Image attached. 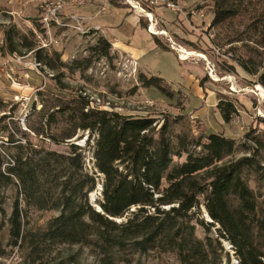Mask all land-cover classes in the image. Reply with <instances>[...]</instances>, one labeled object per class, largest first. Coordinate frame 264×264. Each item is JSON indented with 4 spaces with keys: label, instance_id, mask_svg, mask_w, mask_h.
Segmentation results:
<instances>
[{
    "label": "rangeland",
    "instance_id": "rangeland-1",
    "mask_svg": "<svg viewBox=\"0 0 264 264\" xmlns=\"http://www.w3.org/2000/svg\"><path fill=\"white\" fill-rule=\"evenodd\" d=\"M180 3L187 9L196 5L193 0H180ZM40 4V0H0L2 169L7 170L8 165H13L15 159L12 155H16L17 151L12 145L19 142H31L27 150L38 154L37 158L47 151L68 155L71 152L69 143L55 142L51 136L61 139L64 131L70 127L69 123L58 115L57 120L49 126L47 119L58 107L75 106L82 90L97 94L102 105H107L110 101V107L123 115L156 117L153 134L157 140L164 137L175 145H181V141L186 140L190 143L189 149H193L191 143L194 138L205 131L222 132L236 139L239 153L235 157L253 155V160L259 162L253 167L245 168V177L249 187L260 196V200H264V154H250L249 150L242 148L246 143L247 131L255 127L261 117L257 113L258 107L264 113V100L258 97L257 91L258 75L247 72L241 66V62L247 60V47L256 45L252 40L253 33L246 32L243 41L233 40L246 30V19L234 20L227 27H220L212 26L213 10L210 8L205 10V17L189 14L181 18L164 5L154 9L159 29L155 27L152 30L156 33V30L169 32L176 43L182 45L180 52L186 49L197 51L203 56L206 54L216 64L220 80L214 81L207 73L203 57L190 56L188 60L181 61L165 35H160L159 39L167 48L156 44V39L148 30L149 24L145 29L138 22L141 15L138 10L106 5V0H82L78 4L67 3L65 15L62 14V25H50V19L42 20L45 10ZM71 15L83 18L77 21ZM107 43L110 46L109 54L105 56L102 49ZM112 43H116V46ZM121 43L146 50L139 59L144 67L141 68L136 61L137 71L129 69V60L134 59L119 48ZM248 64L253 69L254 66ZM150 71L173 84L176 89L174 99L166 97L155 88L141 86L139 75L149 74ZM260 71H264V58ZM230 81L233 82L232 85ZM231 86L237 92L232 91ZM221 94L231 97L238 108L229 123L224 121L217 106ZM247 99L252 101V105L245 109L242 102ZM260 100H263L262 105L259 104ZM262 127L264 128L263 122L260 124V128ZM89 135V141H86ZM96 137V131L78 129L70 140L82 145L84 163L90 160V167ZM186 157L184 153L181 157L175 156L174 161L181 163ZM229 159L230 157L225 160ZM90 170L89 167L85 168L89 173L96 172ZM96 176L97 187L100 189L103 175L97 172ZM14 180L17 182L16 178ZM163 185H167L166 180ZM21 193L18 182L17 186L12 184L1 191L0 205L5 209L6 215L0 213V264H31L27 251L13 246L10 239L8 215L17 195L20 196V207L27 227H46L47 222L57 214L55 210H40L27 205ZM97 194L98 191L90 193V201L96 209L99 207L94 200L98 198ZM135 209L136 207H132L124 218L116 220L126 221ZM191 214L199 238L203 239L207 235L217 238L213 249L220 264H238L231 242L219 237L220 225H210L212 218L207 211L204 195L199 197V204ZM67 253L77 254L74 264H101L90 248L80 245L57 246L48 256L47 264H56ZM121 264L161 262L152 255L143 254L136 257L133 263Z\"/></svg>",
    "mask_w": 264,
    "mask_h": 264
},
{
    "label": "trees",
    "instance_id": "trees-1",
    "mask_svg": "<svg viewBox=\"0 0 264 264\" xmlns=\"http://www.w3.org/2000/svg\"><path fill=\"white\" fill-rule=\"evenodd\" d=\"M107 2L131 9L123 0ZM142 5L155 12L149 3ZM212 10V26L227 27L231 21L246 19V30L233 40L243 41L246 32L253 33L256 45L247 47V60L241 66L258 75L257 82L264 87V71H260L264 58V0H215ZM143 27H148V18ZM154 36L156 44L166 47ZM109 47V43L103 47V55L109 54ZM139 82L174 99L175 87L162 76L141 73ZM83 92L75 106L58 107L47 119L49 126L58 115L69 123L61 139L51 136L55 142L69 143L68 155L47 151L37 158L38 154L27 150L31 142H19L12 145L17 151L12 155L13 165L7 170L0 167V195L2 188L17 186L18 182L27 205L57 211L46 227L31 228L23 219L19 195L12 205L8 215L10 239L13 246L27 251L31 264H47L48 256L59 245L90 248L101 264L133 263L143 254L160 259L161 264H220L213 249L217 238H199L192 221V210L201 195L212 218L210 225H220L219 237L231 242L237 263L264 264V200L249 187L245 177V168L259 163L253 155L235 157L239 153L236 139L222 132H202L191 143L193 149L186 140L181 145L164 137L157 140L153 134L156 117L123 115L116 109L88 106L90 99L87 101ZM217 106L227 123L238 112L234 100L225 94H221ZM262 122L264 117H259L258 124L245 135L242 148L250 154H264ZM78 129L97 132L90 167L96 172L85 171L82 145L70 141ZM184 153L186 160L175 163L174 157ZM97 172L103 175L100 189ZM94 191L99 193L94 199L99 204L97 209L90 201ZM132 207L136 209L126 221L116 220L124 218ZM0 213L6 215L1 205ZM75 256L67 253L56 264H74Z\"/></svg>",
    "mask_w": 264,
    "mask_h": 264
},
{
    "label": "built area",
    "instance_id": "built-area-1",
    "mask_svg": "<svg viewBox=\"0 0 264 264\" xmlns=\"http://www.w3.org/2000/svg\"><path fill=\"white\" fill-rule=\"evenodd\" d=\"M42 1V4H40L41 7L44 8L45 12H44V15L42 17V20L43 19H50V25L51 24H57V25H62V20H63V17H62V14L65 15V8L67 7V3H70V2H67L66 0H40ZM132 1H135L137 5L140 6V8H138V6H136L135 4H133L131 2V0H123L124 3L128 4L131 9L133 10H138L139 12H141V16H145V18H148V24H149V32L153 35H165L167 36L168 40H169V43H170V46L173 50H175L177 53H178V56L179 59L181 61H186L190 58V56L187 58V59H183V56L181 55V52L179 50L178 47H181L182 45L176 43V41L172 38V36L170 35V33H156L155 31H152L151 30V25H154L156 28L157 27V17L155 15V12L153 11H150L148 10L147 8H145L143 5H142V2H146V3H149L152 7H154V9L157 7V6H160V5H164L168 10L172 11L174 14L182 17V16H186V15H193V16H201V17H205V10L210 8L212 9L213 8V5H214V2L215 0H193L194 2H196V5H194V7H190L189 9L185 8L183 5H181L180 3V0H132ZM106 5H108V2L106 0ZM105 5V6H106ZM105 8V7H104ZM146 11L152 13L153 16H150L146 13ZM71 18L73 19H76L77 21H79V19H82L83 17H76L75 15H71ZM41 20V21H42ZM159 29V28H158ZM193 57V56H191ZM203 60L205 61V64H206V70H207V73L209 75V77L214 80V81H219L220 78L217 74V71H216V64L210 60L208 58V56L206 54H204L203 56ZM131 61V68H129L130 70L132 69L133 72L137 71V62L136 60H129ZM230 77V76H229ZM232 82V81H230ZM233 84V82L231 83V85ZM231 90L232 91H235L237 92L232 86H231ZM260 95H258L259 97ZM87 101V97H84ZM261 99L264 100V98L262 96H260ZM262 100V101H263ZM262 101L260 100L259 104L262 105ZM150 102V101H148ZM151 104H152V101H151ZM259 105V106H260ZM88 106H91V107H95L97 109H115L114 107L112 108H103L102 107V103H99V104H92V103H89L88 102ZM117 110V109H116ZM257 113L261 116V117H264V113L262 112V108L258 107L257 109ZM88 162H90V160H88L86 163H87V167L90 168V164H88Z\"/></svg>",
    "mask_w": 264,
    "mask_h": 264
},
{
    "label": "bare ground",
    "instance_id": "bare-ground-1",
    "mask_svg": "<svg viewBox=\"0 0 264 264\" xmlns=\"http://www.w3.org/2000/svg\"><path fill=\"white\" fill-rule=\"evenodd\" d=\"M80 1H82V0H70L69 2V4H78V2H80ZM84 1V0H83ZM131 2L133 3V4H135L136 2L135 1H132L131 0ZM136 6H138V8H140V6L139 5H137V4H135ZM68 6V5H67ZM148 15H150V16H152V14H150V13H147ZM46 20H48L49 21V19H46ZM154 27V28H153ZM155 30L156 28H155V26L154 25H151V30ZM152 30V31H153ZM157 31V33H165V32H163V31H159V30H156ZM168 33V32H167ZM178 48H180V47H178ZM180 50V49H179ZM181 54L183 55V57H184V59H187L189 56H197V57H203V55H201L199 52H197V51H188V50H186V49H182L181 50ZM228 77V76H227ZM229 79V78H228ZM233 80V79H232ZM257 91H258V94L260 95V96H262V97H264V87L263 86H261L260 84H258L257 85ZM83 94L85 95V96H87V98L88 99H90V102L92 103V104H99L100 103V101L98 100V95L97 94H91V93H89V92H87V91H85V92H83ZM83 96V95H82ZM102 107L103 108H111L110 107V101L109 102H107V105H102Z\"/></svg>",
    "mask_w": 264,
    "mask_h": 264
},
{
    "label": "crops",
    "instance_id": "crops-1",
    "mask_svg": "<svg viewBox=\"0 0 264 264\" xmlns=\"http://www.w3.org/2000/svg\"><path fill=\"white\" fill-rule=\"evenodd\" d=\"M157 10V9H156ZM176 15V14H175ZM136 17H138V16H136ZM117 20L119 19V18H117V17H115ZM139 18V20H138V22L140 23V25L143 27V24H145L146 23V18H145V16H139L138 17ZM181 18V17H180ZM143 19V20H142ZM112 20V19H111ZM146 29V28H145ZM166 30V29H165ZM151 36H153V38L155 39V36L153 35V34H150ZM158 36V35H157ZM160 36H158V38H159ZM113 45H115L116 46V43H112ZM118 46H120L119 48H121L122 50H124V51H126L128 54H129V56H130V58H132V59H136V61L139 63V65L141 66V68L142 67H144L140 62H139V59L141 58V56L145 53V49H137V48H134V47H132V46H130L129 44H126V43H121V45H118ZM174 52H175V50H174ZM177 53V52H176ZM178 54V53H177ZM148 72H149V70H147ZM150 73L151 74H153L151 71H150ZM242 104H243V106H244V108L245 109H248V108H250V106L252 105V101H248V99H247V101H243L242 102Z\"/></svg>",
    "mask_w": 264,
    "mask_h": 264
}]
</instances>
